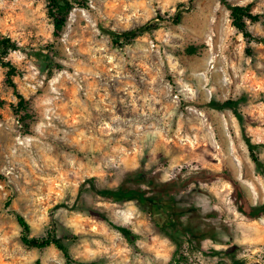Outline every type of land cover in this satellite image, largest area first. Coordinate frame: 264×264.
I'll use <instances>...</instances> for the list:
<instances>
[{"label":"rangeland","instance_id":"rangeland-1","mask_svg":"<svg viewBox=\"0 0 264 264\" xmlns=\"http://www.w3.org/2000/svg\"><path fill=\"white\" fill-rule=\"evenodd\" d=\"M226 1L264 14V0ZM142 28L131 43L108 34ZM247 29L264 38V18ZM0 34L22 48L0 61V264H264V216L240 214L223 178L164 197L176 201L165 230L150 204L92 189L156 196L151 181L225 173L264 204V44L220 0H88L57 35L46 0H0ZM211 100L237 102L260 167ZM16 214L32 238L54 231L71 261L25 247Z\"/></svg>","mask_w":264,"mask_h":264},{"label":"trees","instance_id":"trees-1","mask_svg":"<svg viewBox=\"0 0 264 264\" xmlns=\"http://www.w3.org/2000/svg\"><path fill=\"white\" fill-rule=\"evenodd\" d=\"M48 3L49 9V16L51 17L54 25L55 34L57 35L60 33L67 24V15L71 11V9L75 7L85 8L87 7L88 0H46ZM230 12V19L232 21L233 27L240 32L247 43L252 41H256L258 43L264 44V38H255L247 29L248 23H259L264 18V14H256L252 9V4L247 6H239V5H231L226 0H220ZM182 19V14L179 13L175 16L174 21L176 24L180 23ZM144 28L136 31H130L123 34H117L113 31L108 32V34L112 37L115 43H119L121 39H124L125 42L131 43L134 39L139 36L141 31ZM20 48L11 37H5L0 34V61L9 55L12 51H20ZM42 55V54H40ZM44 57V55H42ZM10 70L8 73L10 84L15 87V84L11 82V77L15 73V68L10 65L6 64ZM20 98H22L20 96ZM22 103V101H21ZM236 101H226V102H219L216 100H211L209 103V107L217 111H225L231 110L234 112L237 119L241 122L242 134L243 139L247 145L249 153L253 162L256 164L257 167H260L261 163L259 158L256 155V149L259 147L258 145L254 144L249 136H247L245 132V128L242 123V116L236 111ZM218 178H223L224 180L228 181L234 188V197L235 202L237 205V211L242 214L244 217L249 219H258L264 216V204L263 205H252L249 200L246 198L242 187L236 182L233 178L228 176L225 173H215V174H207L202 178H192L190 180H186L182 185H179V179H172L166 182H162L160 184H156L151 181L149 184L151 186V190L156 193V196H148L146 191L140 189H129L125 187H120L117 190L112 189H103L98 190L92 185V189L96 192V194L102 198L110 199V200H131L135 199L140 201L144 204H150L152 206V211L154 213L155 222L157 226L165 230L167 228H173L176 224L174 222L175 219V211L174 207L176 206V201L174 199H170L169 203H165L163 200L164 197L170 196L174 193H179L184 190L185 187L190 185L195 181L204 182V183H211L214 182ZM166 217L170 220L161 222L159 221L161 217ZM17 222L21 228V242L22 244L29 248V249H37V250H44L51 246L57 248L59 251L63 253L65 258L68 261H71L70 254L68 247L63 243V240L58 238L54 231L49 234V236L45 239H35L30 236L31 234V227L26 219L20 215L16 214ZM111 226L116 228L122 233L127 234L128 231L125 228L115 226L114 224L110 223ZM182 235L187 236L191 235L192 239H196L195 234L188 228H184ZM181 235V236H182ZM180 236H171V240L177 248L180 249L182 243L180 241ZM177 249V251H178Z\"/></svg>","mask_w":264,"mask_h":264}]
</instances>
